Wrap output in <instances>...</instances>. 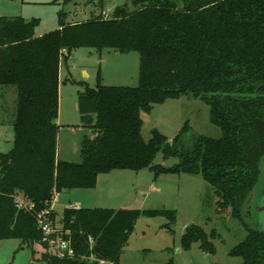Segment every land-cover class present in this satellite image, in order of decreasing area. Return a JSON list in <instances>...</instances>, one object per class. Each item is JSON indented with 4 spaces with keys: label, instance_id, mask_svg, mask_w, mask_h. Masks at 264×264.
<instances>
[{
    "label": "trees",
    "instance_id": "obj_1",
    "mask_svg": "<svg viewBox=\"0 0 264 264\" xmlns=\"http://www.w3.org/2000/svg\"><path fill=\"white\" fill-rule=\"evenodd\" d=\"M76 22L59 17V28L35 35L39 19L0 16V86L16 91L13 145L0 153V240L42 248L45 264H118L140 216L166 218L172 232L175 210L67 207L59 233L74 254L58 256L38 224L41 211L55 226L51 203L63 189L94 188L112 170L199 174L210 185L215 212L230 214L246 230L230 250L237 264H264V231L246 220L264 158V0H131ZM79 47L139 54L137 86L97 83L78 94L81 126L92 129L80 145V163L56 159L59 65ZM65 48L67 55L61 52ZM183 95L209 107L219 137L194 132L185 122L172 140L156 129L145 140L141 112ZM161 151L177 157L154 164ZM21 196L25 206L16 199ZM219 234L188 225L181 247L193 243L215 253ZM34 253V250L32 249ZM92 258V259H90ZM228 264V263H220Z\"/></svg>",
    "mask_w": 264,
    "mask_h": 264
},
{
    "label": "rangeland",
    "instance_id": "obj_2",
    "mask_svg": "<svg viewBox=\"0 0 264 264\" xmlns=\"http://www.w3.org/2000/svg\"><path fill=\"white\" fill-rule=\"evenodd\" d=\"M126 5L133 9L131 0H0V16H21L25 20L38 18L34 34H44L59 26V17L65 22H76L95 15L110 17L117 6ZM109 51V52H108ZM64 53V52H63ZM67 53V51H66ZM64 53V54H66ZM67 55V54H66ZM139 54L131 51L115 55L113 50H97L79 47L61 56L59 65L60 91L58 87V121L70 126H61L57 135L59 156H68L72 163H80L82 139L92 137V129L81 126L78 110V94L85 86L103 85L137 86ZM86 71L84 73L83 71ZM0 99V152L8 151L13 145L12 120L15 112L16 91L3 88ZM60 98V99H59ZM209 107L201 99L183 95L153 104L150 112H141L143 121L141 134L145 140L151 137L153 129L165 135L170 141L185 122L198 133L219 137L220 129L210 122ZM177 157L165 158L159 151L154 164L172 166ZM258 184L249 197L246 220L254 226L261 214L259 203L264 186V158ZM21 197V196H19ZM53 201L55 226L60 227L64 208L105 207L139 210H175L172 232L165 228L163 216H140L123 246L118 264H237L240 257L231 256L229 250L246 235L242 224L230 214L215 212V197L210 185L199 174H159L148 168L139 171L117 170L99 175L96 189L70 188L57 193ZM190 224L202 226L206 232L215 229L219 236L212 240L215 253L208 254L193 243L189 249L180 244V237ZM34 250V253L32 252ZM41 246H21L19 239L0 240V264H45L39 259Z\"/></svg>",
    "mask_w": 264,
    "mask_h": 264
},
{
    "label": "built area",
    "instance_id": "obj_3",
    "mask_svg": "<svg viewBox=\"0 0 264 264\" xmlns=\"http://www.w3.org/2000/svg\"><path fill=\"white\" fill-rule=\"evenodd\" d=\"M61 52L66 53V49H61ZM56 195V194H55ZM54 195V197H55ZM53 197V199H54ZM19 206H25V202L21 197L16 199ZM48 211H41L38 215V224L43 232L45 239L48 241V245L52 248L53 252L58 256H72L74 254L73 248L69 240L64 239L60 233L59 228L53 225L52 221L48 217ZM92 259V258H90ZM101 264H111L110 262H105L103 260L99 261Z\"/></svg>",
    "mask_w": 264,
    "mask_h": 264
},
{
    "label": "crops",
    "instance_id": "obj_4",
    "mask_svg": "<svg viewBox=\"0 0 264 264\" xmlns=\"http://www.w3.org/2000/svg\"><path fill=\"white\" fill-rule=\"evenodd\" d=\"M1 16H7V15H1ZM7 17H14V16H7ZM82 21V20H81ZM75 22V21H74ZM79 22V21H78ZM58 28H59V26H58ZM37 35H42V34H37ZM108 50V49H107ZM109 52V51H108ZM113 53L115 54V55H118V54H127V53H119V52H117V51H114L113 50ZM84 73H86V71L84 70L83 71ZM86 75H87V73H86ZM3 88H5V87H3V86H0V98L1 97H3ZM59 91H60V81H59ZM2 99V98H1ZM0 99V100H1ZM60 99V98H59ZM59 116H60V106H59V109H58V116H57V119H56V122H57V124H58V126H59V128L61 127V126H63V125H65V126H70V124L69 123H67V122H65V124H61L59 121H58V118H59ZM59 128H58V131H59ZM58 131H57V135H58ZM11 149V148H10ZM7 152V151H6ZM0 153H4V152H0ZM56 159L57 160H60V159H62V160H68L69 158H68V156H62V158L59 156V152H58V144H57V148H56ZM114 171H117V170H112V171H110V172H108V173H101V174H110L111 172H114ZM101 174H99V175H101ZM99 175L97 176V183H98V180H99ZM97 183H96V186L93 188V189H96V187H97ZM78 206V203H74V206L73 207H77ZM51 209H53V201H52V203H51Z\"/></svg>",
    "mask_w": 264,
    "mask_h": 264
},
{
    "label": "water",
    "instance_id": "obj_5",
    "mask_svg": "<svg viewBox=\"0 0 264 264\" xmlns=\"http://www.w3.org/2000/svg\"><path fill=\"white\" fill-rule=\"evenodd\" d=\"M259 212L261 214V218L258 223L254 225V227L259 228L261 231H264V186H263V192L259 203Z\"/></svg>",
    "mask_w": 264,
    "mask_h": 264
}]
</instances>
